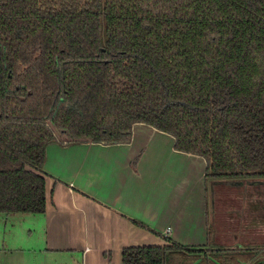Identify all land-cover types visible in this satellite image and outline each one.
<instances>
[{
	"label": "trees",
	"instance_id": "1",
	"mask_svg": "<svg viewBox=\"0 0 264 264\" xmlns=\"http://www.w3.org/2000/svg\"><path fill=\"white\" fill-rule=\"evenodd\" d=\"M137 123L209 181L264 178V0H0V213H45L48 144L126 142ZM215 252L130 247L123 264L264 263L260 245Z\"/></svg>",
	"mask_w": 264,
	"mask_h": 264
},
{
	"label": "crops",
	"instance_id": "2",
	"mask_svg": "<svg viewBox=\"0 0 264 264\" xmlns=\"http://www.w3.org/2000/svg\"><path fill=\"white\" fill-rule=\"evenodd\" d=\"M206 166L203 157L178 150L172 135L145 123L135 124L126 142H52L43 165L46 211L1 218L14 234L11 244L0 239L4 260L123 264L130 247L174 242L209 254L254 247L236 239L238 218L225 213L236 207L216 201L221 192L212 193Z\"/></svg>",
	"mask_w": 264,
	"mask_h": 264
},
{
	"label": "rangeland",
	"instance_id": "3",
	"mask_svg": "<svg viewBox=\"0 0 264 264\" xmlns=\"http://www.w3.org/2000/svg\"><path fill=\"white\" fill-rule=\"evenodd\" d=\"M264 181V178L261 179ZM258 178H242L219 180L215 184V189L221 194L217 195L216 201L230 204L233 210H227L225 213L235 214L237 219L238 232L235 236L237 240L244 242H254V246L264 243V182ZM247 204L250 209H244L243 205ZM238 206H241L239 208ZM2 217H7L5 214H0V239L6 238L5 241L12 243L14 234L9 232L11 226L5 227ZM219 218V216H218ZM217 218V219H218ZM231 222L235 224V218L230 217ZM1 246V245H0ZM0 258L2 264H9V259H5V255L0 247ZM260 259L264 262V253L260 254ZM258 258V259H259ZM262 261L257 264H261ZM249 264H253L252 262ZM264 264V263H263Z\"/></svg>",
	"mask_w": 264,
	"mask_h": 264
},
{
	"label": "water",
	"instance_id": "4",
	"mask_svg": "<svg viewBox=\"0 0 264 264\" xmlns=\"http://www.w3.org/2000/svg\"><path fill=\"white\" fill-rule=\"evenodd\" d=\"M260 181L259 182H261V181H263V180H261V179H263V178H258ZM219 181H211L210 182V187H211V190H212V193H214V190H215V184L216 183H218ZM264 182V181H263ZM262 183V182H261Z\"/></svg>",
	"mask_w": 264,
	"mask_h": 264
},
{
	"label": "built area",
	"instance_id": "5",
	"mask_svg": "<svg viewBox=\"0 0 264 264\" xmlns=\"http://www.w3.org/2000/svg\"><path fill=\"white\" fill-rule=\"evenodd\" d=\"M170 230H171V229H170V228H168L166 232H168V233H169V232H170Z\"/></svg>",
	"mask_w": 264,
	"mask_h": 264
}]
</instances>
